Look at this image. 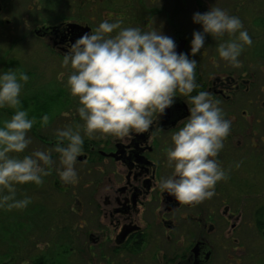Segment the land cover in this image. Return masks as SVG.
Returning <instances> with one entry per match:
<instances>
[{
    "label": "flooded vegetation",
    "instance_id": "1",
    "mask_svg": "<svg viewBox=\"0 0 264 264\" xmlns=\"http://www.w3.org/2000/svg\"><path fill=\"white\" fill-rule=\"evenodd\" d=\"M167 7L163 8L167 29L160 30L173 38L176 45L185 41L180 52L188 54L191 38L187 33H177L170 15L172 7ZM152 16L135 18L138 27L151 28ZM70 19L45 21L31 30L49 49L46 65L60 66L65 77L63 80L46 78L44 83L37 82L39 89L36 93L46 90V98L55 95L59 103L56 109H41L60 118L59 123L61 117L72 116L57 124L56 129L79 125L84 136L82 155L75 165L78 183L57 181V186L75 202V208L70 211L79 219L78 237L89 243L87 258H115L122 264H219L215 261V246L226 235L231 237L233 251L237 254H233V261L239 264L240 239L237 233L245 221L244 214L236 206L238 197L230 203L226 196H238L242 179L243 183L251 180L253 188L264 195V77L255 74L244 77L247 73L232 66L233 69H229L225 62L222 67L216 65L209 71V66L197 61L195 79L198 87L192 95L199 91L209 92L212 99L219 101L218 106L225 118L232 121L230 133L223 141L224 147L215 158L227 171L228 178L216 184L211 199L193 205L180 204L166 193L162 194L157 185L161 177L172 172L164 149L171 146L172 132L183 126L190 103L187 104V98L177 93L174 104L163 115L154 114V126H150L147 133L105 139L85 136L83 121L76 113L78 101L71 96L66 83L72 69L62 66V59L67 47L94 27L79 19ZM76 24L89 29H79ZM169 26H173V33L167 32L171 29ZM202 57H205L204 53ZM33 88H36V82ZM243 103L248 105V110L241 108ZM9 112L11 115L12 109ZM54 120L46 126L36 123L30 130L41 145L55 147L61 143L52 126ZM51 157L52 161L57 159L60 168L59 153L53 152ZM248 162L250 173L243 172ZM251 209L254 226L264 227V205H255ZM227 226L230 229L225 234L224 227ZM53 255L57 253L45 251L39 261L31 264H62L57 257L50 262ZM63 264L70 263L65 261Z\"/></svg>",
    "mask_w": 264,
    "mask_h": 264
},
{
    "label": "clouds",
    "instance_id": "2",
    "mask_svg": "<svg viewBox=\"0 0 264 264\" xmlns=\"http://www.w3.org/2000/svg\"><path fill=\"white\" fill-rule=\"evenodd\" d=\"M191 19L202 31H193L188 54L178 53L173 38L160 29L122 27L118 19H105L76 38L62 59V66L72 69L66 83L78 101L76 113L89 138L147 133L154 126V114L163 115L174 104L177 93L187 98L189 115L183 119V126L172 132L171 146L164 149L172 172L161 177L157 185L162 194L185 205L211 199L216 184L228 178L215 158L224 147L232 123L209 92L192 95L198 87L197 61L190 57L206 48L208 35L218 41L219 59L239 68L244 47L253 43L240 18L218 6L195 12ZM226 34L229 39L222 40ZM211 63L216 66L218 61L212 57ZM28 79L27 74H18V69L0 70V108L14 110L10 119L0 121V209L9 211L31 203L29 196L17 198V185H41L50 174L52 151L59 153L61 167L56 171L60 180L78 183L75 165L83 151L84 136L77 125L56 129L61 143L51 150L12 155L24 153L32 143L29 132L36 121L20 107L22 88ZM49 119L43 115L41 124L46 126Z\"/></svg>",
    "mask_w": 264,
    "mask_h": 264
},
{
    "label": "rangeland",
    "instance_id": "3",
    "mask_svg": "<svg viewBox=\"0 0 264 264\" xmlns=\"http://www.w3.org/2000/svg\"><path fill=\"white\" fill-rule=\"evenodd\" d=\"M165 4L172 7L170 15L174 19V29L177 33H187L191 39L193 31H202L200 25L192 22L191 18L195 12L204 13L211 6H218L230 15L239 17L253 41L251 46L244 47L240 55L239 69L241 73H247L242 75L244 77L251 74L264 77V0H0V70L18 69V74L23 72L29 77L22 88L20 107L28 112L29 118H35L36 123H41L43 115H48L49 121L55 119L52 124L54 130L57 124L72 118L61 117L59 123L60 118L41 109H56L59 103L55 95H49L47 99L46 90L36 93L39 89L37 82L44 83L46 78L53 81L59 78L63 80L65 77L60 66L46 65L49 49L39 37L32 34V28L41 26L45 21L52 22L60 18H76L92 25L94 29L105 19L110 22L118 19L122 22V27H138L135 18L152 14L150 27L159 31L167 27L166 12L163 8L168 7ZM161 10L163 13H158ZM169 27L171 29L167 32L173 33V26ZM228 39L227 34L222 38ZM217 43V40L206 35V48H202L192 59L203 61V66H209L210 71L215 69L211 63V58L215 57L219 62L217 65L222 67L224 61L219 59L216 52ZM202 53L205 57H202ZM229 66V69H233ZM241 108L249 109L244 103ZM10 109L0 108V121L11 118L14 110L12 109L10 115ZM29 135L32 143L25 152L12 155L22 157L34 150L54 148L41 145L32 133L29 132ZM53 152L55 151L51 153ZM249 165L248 162L243 172L252 171ZM57 169V159H54L49 166L50 174L43 178L41 185H17L18 199L31 197V203L26 208L10 211L0 209V264L35 263L42 258L45 251L50 254L57 253L49 259L50 262L55 261L54 258L57 257L62 264L65 261L70 264H122L120 259L115 258H87L89 243L76 233L79 219L70 211L75 208V202L68 194L59 191L57 181L61 180ZM241 181L238 196H226L230 203L238 197L236 206L244 214L245 221L241 223L237 233L240 239V249L237 251L241 257L239 264H264V227L256 228L251 220V208L264 205V195L253 188L251 180L245 181L246 183H243L244 179ZM250 189L253 191H249ZM229 229V226L224 227L225 234ZM233 247L231 237L224 235V239L215 246V261L220 262L219 264H236L233 254H237Z\"/></svg>",
    "mask_w": 264,
    "mask_h": 264
},
{
    "label": "water",
    "instance_id": "4",
    "mask_svg": "<svg viewBox=\"0 0 264 264\" xmlns=\"http://www.w3.org/2000/svg\"><path fill=\"white\" fill-rule=\"evenodd\" d=\"M71 26H73V25H71ZM75 27H77V28H79V29H85V30H87V28L88 27H86V28H82V26H79L78 24H76V26ZM89 29V28H88ZM184 43H185V41H181L179 44H177L176 46V51L179 53L182 49H183V45H184Z\"/></svg>",
    "mask_w": 264,
    "mask_h": 264
}]
</instances>
